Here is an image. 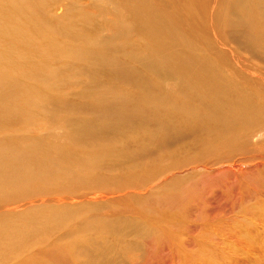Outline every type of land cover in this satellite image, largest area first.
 Listing matches in <instances>:
<instances>
[{"label":"bare ground","instance_id":"bare-ground-1","mask_svg":"<svg viewBox=\"0 0 264 264\" xmlns=\"http://www.w3.org/2000/svg\"><path fill=\"white\" fill-rule=\"evenodd\" d=\"M6 1L7 10L0 11V129L6 125L15 127L21 114L26 111L27 116L32 109L28 120L21 125L23 129L37 124L38 120L67 127L75 151L65 154L60 150L62 153L52 155L43 148H35L36 153L27 154L18 151L20 137L8 138V132L0 135V204L32 193L36 186L49 181L57 186L87 188L93 193L102 190L103 195H98V199L121 192L117 195L121 199L142 194L155 181L173 174L171 184L164 186L178 203L172 209L177 214L183 201L194 202L201 177L205 176L209 187L216 189L220 182L231 178L228 176L246 181L250 174L253 178L248 181V193L244 194L247 193L249 200L255 199L251 209L257 213L256 221H262L264 0H237V4L245 6L243 13H239L241 16L236 14L238 11L231 2L224 4L227 11L234 13L231 18L234 22L228 19L225 23L229 41L233 35L240 34L238 46L252 56L243 63L250 67V78L230 70L228 60L220 56L206 51L205 59L197 48L183 42L174 28L154 15L144 0H119L128 10V15H124L115 7L117 19L112 27L119 30L112 29L106 39L85 38L84 46L72 42L71 49L69 42L76 34L65 30L63 24H54L46 14L50 0H20L21 5ZM76 13L77 10L71 9L67 18L89 21L86 14L75 16ZM73 25L77 23L74 21ZM84 28L91 34L86 25ZM130 37L140 39L141 46H133ZM233 56L238 60L235 53ZM73 73L80 74L83 80L106 81L97 86L84 80L77 87L67 89ZM42 77L44 87L52 86L57 80L59 83L55 85L57 95H50L49 113L45 106H40L44 87L35 84ZM6 85L11 89L7 90ZM76 154L75 167L66 169L64 160ZM45 155L62 159L59 160L62 166L53 171L47 164L51 159ZM202 168L206 171L201 172ZM189 170H195L191 178L180 176ZM176 180L180 183H173ZM111 184L114 189L104 193ZM41 214L21 227L7 228L0 224V264L17 262L24 251L37 242L42 244L60 228L61 217L53 225V219L48 223L44 219L35 220ZM182 216L180 220H184ZM68 217L63 216V221ZM83 224L74 233H64L55 239L64 250L61 252L77 264L89 263L81 260L83 255L92 258L90 264H101L107 258L103 254L106 248L115 253L133 250L121 235L114 237L113 242L99 239L104 238L103 234L118 232L106 220ZM120 225L129 231L134 229V224L126 219ZM92 229L105 233L92 238L89 237ZM143 229L132 233L137 250L143 248L142 241L155 235Z\"/></svg>","mask_w":264,"mask_h":264},{"label":"rangeland","instance_id":"rangeland-1","mask_svg":"<svg viewBox=\"0 0 264 264\" xmlns=\"http://www.w3.org/2000/svg\"><path fill=\"white\" fill-rule=\"evenodd\" d=\"M13 1L21 5L20 0ZM144 1L150 6L154 15L161 17L166 25L174 28L173 31L179 37H183L182 41L197 48L205 56V59L207 52L212 56H220L222 59L228 60V68L236 70L240 77L251 75V72H249L250 67H246L243 63L251 60L252 56L248 50L238 46L240 34L233 35L229 41V35L227 36L225 30L226 21L228 19L233 21L231 18H234V13L227 11L224 4H230L231 2V5L238 11L236 14L243 13L245 6L237 4V0ZM110 2L111 0H50L46 14L52 18L54 24H63L65 30L76 34L75 39L69 42L68 49H71L73 48L72 42L84 46L86 43L85 38L91 37L89 39L101 40L106 39V35L109 37L112 29L113 31L116 29L112 26L117 19L116 10L118 8L124 15H128V10L122 6L119 0ZM116 4L118 5L115 6ZM72 5L77 9L72 8ZM7 8L8 2L3 0L0 3V11L7 10ZM71 9L77 10L75 16L81 13L86 14L89 21L67 18ZM219 13H222V15ZM74 21L77 25H73ZM85 25L91 31V34L85 32ZM118 30L117 28L116 31ZM79 37L82 38V41L78 40ZM129 41L137 48L142 44L138 38L130 37ZM59 42L62 44V39ZM64 49L66 48H62V50ZM233 53L237 55L238 60L234 58ZM58 59L60 60L59 57ZM255 72L260 73L258 70H255ZM69 79L70 85L67 89L77 87L81 81L85 80L81 79V75L78 73H73ZM89 79L86 78L84 83L99 86L106 81L102 78H99L100 80L90 79V81ZM43 80L42 77L35 84L44 87L46 83L43 85ZM20 82H23V80ZM57 84H59L58 80L53 82L52 86L44 87L45 94L42 96L44 100L40 101V106H45L48 113L51 112L52 108L50 103L52 97L50 95H57L55 89ZM5 88L10 90L11 86L6 85ZM31 111L32 109L29 110L27 116H25L27 112L24 111L20 116L19 124L15 127L6 125L0 129V135L8 132V138L16 140L17 136L20 137L18 151H27V154L36 153L35 148H43L52 155L62 153L60 150H63L65 154H73L75 149L69 141V129L67 127H57L50 125L48 122L43 123L42 120H38L37 124L32 123L26 129L21 127L22 123L28 120ZM5 112H7V109H5ZM10 133L13 135H10ZM246 151L249 150L246 149ZM44 157L51 159L47 161V164L53 171H57V168L62 166L59 161L62 159H53L48 155ZM75 158H78L77 154L72 159L67 158L64 160L66 169H69V166L75 167L77 161ZM194 171H184L180 176L191 178L189 176ZM200 171L204 172L206 169L202 168ZM172 176L173 174L164 180L155 181L142 194H133L130 197L127 195L121 199L117 196L121 192H116L107 199H98V195H103L102 190L93 193L87 188H81L80 190L73 185L71 187L70 184L57 186V184H49L52 182L49 181V183L36 186L32 193L0 204V216H4L0 220V224L7 228L12 226L21 227L28 219L40 212L42 214L36 216L35 220L44 219L48 223L49 220L53 219V225L57 223L60 217L62 220L60 228L53 236L44 239V242L42 240V244L37 242L33 248L24 251L18 257L17 262L12 261L7 264H77L71 256L61 252L64 250L60 249L55 239L60 238L64 233L66 235L70 232L74 233L77 228L84 227L83 223L85 221H97L98 219L106 220L118 231L117 233L103 234V236L105 235L104 238L101 236L102 238L99 239H108L113 242L114 237L121 235L129 244V247L133 249L128 248V251H125L126 253L116 251L117 254L111 248H106L103 250V254L107 258H103L101 264H264V232L262 231L264 230V224L261 223H264V216L262 215L261 222H257L254 218L257 213L255 211L253 213V209H251L255 199H247L248 181L253 176L249 174L246 181L238 176L236 178L235 175L228 176L231 178L227 181H224L223 177L224 182H220L221 184L216 186V189L209 187V181L207 182L205 176L201 177L197 192L194 194V202L183 201L180 204V213L177 214L172 209H175L178 203L173 194L169 193L166 188L171 184ZM173 183L180 182L176 180ZM107 187L103 190L104 193H110L114 189L112 184ZM245 191L246 194H244ZM151 197L153 199H150ZM172 200L175 201L172 202ZM163 205L167 206L162 207ZM186 206L188 207L186 208ZM168 213H171V215L169 216ZM181 214L184 220H180ZM63 216H69L65 219V222ZM245 217L251 221L245 219ZM122 219L131 221L134 224L132 225L134 229L129 231L121 228ZM250 224H252L251 228ZM254 227L255 229L257 227L260 232L257 229L253 230ZM260 227L263 229L261 230ZM136 228H144L143 230H149V233L155 234L152 237L153 239L149 238L142 241L143 248L141 250H137L134 245V235L132 233L137 230ZM248 232H251V234ZM99 233H101L100 230L92 229L89 232V237L96 238V234ZM102 233L105 232L102 231ZM91 259L86 255L81 256V260L89 262L88 264H90Z\"/></svg>","mask_w":264,"mask_h":264}]
</instances>
